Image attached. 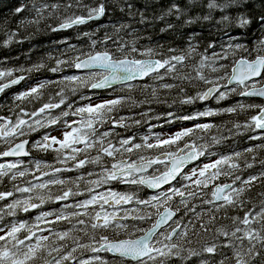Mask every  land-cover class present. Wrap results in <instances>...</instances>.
<instances>
[{
  "label": "snow or ice",
  "instance_id": "snow-or-ice-1",
  "mask_svg": "<svg viewBox=\"0 0 264 264\" xmlns=\"http://www.w3.org/2000/svg\"><path fill=\"white\" fill-rule=\"evenodd\" d=\"M244 3L245 0H224L223 3L207 0L208 14L203 19H212V12L219 9L222 15L218 23L234 22L237 27H247L252 21L245 15L233 21L223 14ZM110 7H118L122 13L127 10L132 17L136 15L134 5L128 0L123 4L121 0H95L94 4L67 0L63 5L34 4L35 16L28 23L38 25L63 8L66 13L63 19L51 28L57 32L97 22L109 14ZM73 9L79 10V14ZM15 11L21 13L24 7H17ZM174 12L179 14L178 19L183 15L176 0L164 15ZM146 19L140 12L139 22L144 24ZM157 19L162 20L164 16ZM259 23L264 25V15L259 17ZM172 27L167 24L161 31ZM130 28L128 23L113 25L114 35L106 34L103 40L95 39V33L84 32L90 41L88 51L80 50L79 55L71 59H56L55 66L48 69L60 74L58 80L39 82L14 96L16 101L32 103L41 99L46 87L59 84L61 87L55 93L59 101L54 103L50 98L32 111L18 104L14 118L0 116V142L6 146L42 128L59 124L64 128L62 138L46 133L31 144L37 151L55 152V164L35 160L33 168V162L25 165L22 159L0 163V181L7 178L12 182L11 190L0 191V202H5L0 204V264H264V191L253 195L257 186L264 189V160L259 161L258 172L246 174L245 170L254 168V163L245 161L242 166L239 162L242 152L215 153L213 147L227 138L213 136L209 142L207 133L219 126L198 122L205 117L235 113L238 108L258 107L249 121L243 125L233 124V128L259 130L258 135L248 138L262 140L264 106L238 102L236 106L209 108L194 115L176 117L193 124L168 135H145L137 143L136 136L116 132V128L131 126L127 120L137 125L141 123L132 117L117 115L125 106L139 107L131 96H116L96 104L77 105L68 101V94L74 95L81 88L108 89L120 84L131 91L135 88L132 81L145 78L155 85L145 88L153 98L158 97V89L178 88L184 93L182 104L207 101L210 97L219 102L232 94L264 97V38L251 49L229 38L221 52L213 51L211 56L207 53L214 45L209 44L199 62L194 64L195 75L192 76L185 74L183 68L197 51V46L191 43L197 37H189L188 49L182 54L164 55L152 47H138L135 29L127 32L134 37L131 41L118 38ZM14 35L8 34L4 44L11 43ZM101 44L105 45L103 51L97 50ZM108 44H112L115 51L109 50ZM69 48L76 51L72 45ZM168 51L172 53L174 49ZM237 51L242 55L233 60L231 73L227 74V65L221 61H226L229 54L235 56ZM65 65L79 74H63ZM42 67L44 65L40 64L34 69L39 71ZM205 69L210 73L224 70L227 75L210 79ZM12 75L13 70H0V79L9 78L6 83H0V93L25 79L24 76L11 78ZM225 78L228 84L221 85L219 81ZM193 80L209 87L189 96L180 84H191ZM232 84L237 87H229ZM85 99L90 101L92 97L81 96V100ZM54 109L60 110L58 115L53 114ZM168 116L173 114L169 112ZM172 122V119L166 121ZM228 131L231 133L232 129ZM29 143L21 139L0 151V157H28L31 152L26 145ZM257 148L264 150V145L246 148L244 152L251 153ZM213 156L217 158L199 163L201 158ZM252 159L255 161L257 157ZM191 164L195 166L189 171L186 166ZM161 165L163 171L159 170ZM149 169H153L151 174H148ZM75 170H81L80 174L64 175ZM113 182L156 191L147 199H140L135 192L115 191L111 186ZM53 188L59 191L53 192ZM205 190L210 191V198L209 191ZM197 200L199 202L195 203ZM133 204L139 207H125ZM45 205L56 207L41 210L34 222L17 217L19 211L28 213ZM230 211L237 214L229 215ZM221 220L228 223H220ZM142 223L150 226L141 227ZM193 239L196 247L190 246Z\"/></svg>",
  "mask_w": 264,
  "mask_h": 264
},
{
  "label": "trees",
  "instance_id": "trees-1",
  "mask_svg": "<svg viewBox=\"0 0 264 264\" xmlns=\"http://www.w3.org/2000/svg\"><path fill=\"white\" fill-rule=\"evenodd\" d=\"M67 0H0V70H13L14 74H22L25 79L21 82L31 80L47 81L49 79L58 80V73L54 74L48 69L55 66L56 59L68 58L71 59L76 55H79L80 50L85 52L88 51L90 41L88 37L83 35L84 32L95 33L94 38L97 40H103L104 36L114 35L113 25H119L120 23H128L131 28L126 30V32H121L120 37L123 40L131 41L134 39L132 35H128L127 32H131L135 29V36L138 37V47L141 49L152 47L155 48L157 52L164 55H179L188 49L189 37H197L193 39L191 43L197 46L196 53L186 62V66L183 68L185 74L195 75L193 68L194 64L198 63L201 54H204L205 49L208 48L209 44H213L214 47L208 50V55L211 56L212 52L220 53L222 46H226L229 38L234 39L236 42L246 45L251 49L258 40L264 38V25L259 23V17L264 15V0H245L244 4L240 6H234L233 8L227 9L223 12L225 15L232 17L235 21L241 14L245 15L252 22L244 28L236 26V23H218L221 19V10L217 9L212 12V19L204 20L203 16L208 14V9L206 7L207 0H176L180 8L183 10V15H180L178 19V13H173L172 15L165 16L168 8L173 3V0H128V2L134 5V11L136 15L134 17L125 12H121L118 7L109 8V14L106 17H102L97 22H89L87 25L75 26L71 29H64L57 32L51 31V28L57 25L66 14L64 9L61 8L60 12L56 13L53 17L41 21L38 25L29 24L28 20L35 16L33 10V5L39 6L42 3L51 4H61L66 3ZM85 4H94L95 0H83ZM124 0H121L123 4ZM218 2L223 3L224 0H218ZM24 7V11L21 13H16L15 9L17 7ZM79 14V10L73 9ZM140 12H143L146 19L144 24L139 22ZM47 15V13L45 14ZM164 16V19H157V17ZM187 20L194 21L193 23H185ZM167 24H172L171 29L166 31H161L162 28H166ZM99 29V30H97ZM14 33L12 42L5 45L4 41L8 38V34ZM66 41V42H65ZM69 45H74L76 51L67 48ZM107 48L111 51H115L112 44H108ZM174 49V52L169 53V49ZM105 45H99L97 50H104ZM242 53L237 51L235 56L229 54L226 61H221L227 65V74L230 72L232 62L234 59H238ZM255 55V53H254ZM43 64L44 67L40 68L39 71L34 69V66ZM32 69V71H28ZM67 69V68H66ZM206 74L209 75L210 79H215L217 75L226 76L224 70L219 73H210L209 70L205 69ZM32 76V77H31ZM6 78L0 79L4 80ZM226 80L223 79L219 82L224 83ZM165 82H171L166 80ZM135 85V88L131 91L127 89L124 85H118L111 89L114 98L116 96H131L135 100L139 107H128L125 106L119 109L117 115L124 117H132L134 120L141 121L140 124L132 123V120H127L126 123L131 125L129 128H116V132L124 135H134L137 137L136 142L140 141L142 137L143 130L148 131L150 135H153L151 131H156L163 129L165 127L172 126H192V121H185L176 119V117H182L185 115H194L205 109V107L210 106L213 110L236 106L238 102L248 103L251 105L259 106L261 100L259 98L253 97H242L238 94H233V97L224 101H214L211 99L207 101H195L192 104H182L180 101L184 98V93H180L179 89H173L171 91L158 89V97L153 98L150 91H146L147 86H155L153 81L145 78L144 81H133L131 82ZM59 84H51L43 90V96L38 101H33L28 103V101H16L14 96L12 97L10 91L11 86L0 94V116L8 117L15 114L17 105L23 106L28 111H32L39 108L43 103L49 102V93L54 91ZM181 87L185 89V92L189 96H194L197 92H202L209 85H205L202 82L195 81L191 84L185 82L180 84ZM84 89L85 91H90L91 89ZM80 89V90H81ZM93 91V90H91ZM90 91V92H91ZM68 96L71 98L74 96L69 93ZM232 96V95H231ZM240 100V101H238ZM140 101H146L145 103H139ZM147 110L146 115L143 112ZM258 111V107L244 109H237L235 113L222 114L214 117L201 118L198 122H212L219 127H214L211 129L207 136L209 137V142H211V137L215 136L220 138L221 136L226 137L221 144L213 147V151L219 155H229L233 152H242L243 155L240 158V163L243 166L245 161L249 163H254V168L246 169V174H254L260 170L259 161L264 160V150L257 148L254 152L246 153L244 149L249 147H254L256 145H264V139L262 140H249L250 135H255V132H250L247 129L241 127L240 129H234L233 124L243 125L246 121L250 120L252 115H255ZM173 114L172 117L168 116V113ZM158 115L157 121L162 123L154 124L152 128L147 129L145 126L153 120ZM149 116V117H148ZM172 119L171 124L166 123L167 120ZM228 129H232L230 133ZM240 133H243L242 135ZM139 134V136H137ZM37 132L31 133L24 137H35ZM28 139V138H27ZM31 139V138H30ZM32 142V141H31ZM5 147L4 142H0V151ZM31 153L34 158L33 161L40 160L42 163L55 164L56 153L53 151L40 152L31 148ZM127 155V154H125ZM257 157L253 161V157ZM119 158V157H117ZM134 158V156H133ZM28 158H23L24 163ZM27 163V164H28ZM111 163V161H110ZM26 164V165H27ZM60 166V165H56ZM48 171L49 169H44ZM81 170H75L72 173H65L66 176L75 177L79 175ZM29 179L31 177H28ZM224 178L221 177V180ZM114 187L118 190H126L128 192H135L139 198H143L148 193L147 189L143 186L126 185L115 183ZM211 187V185H210ZM12 182L7 178L0 181V191L11 190ZM58 188H53L54 192H57ZM209 191V190H205ZM264 191L259 186L253 189V195L256 192ZM210 197V191H209ZM82 198V197H81ZM198 203L199 201H194ZM5 202H0V204ZM48 206V205H45ZM133 207H139L134 205ZM150 211H155L150 209ZM30 211L25 213L19 211L17 217L26 221L31 220ZM229 215H236L235 211H230ZM242 215V213H239ZM223 215V213L219 214ZM131 223V221H129ZM220 223H228L227 220H221ZM148 223L140 224L141 227H147ZM219 226V225H216ZM191 247H196L195 239H193ZM111 259V257H108ZM193 261L197 262V258L193 257ZM198 264V262H197Z\"/></svg>",
  "mask_w": 264,
  "mask_h": 264
},
{
  "label": "rangeland",
  "instance_id": "rangeland-1",
  "mask_svg": "<svg viewBox=\"0 0 264 264\" xmlns=\"http://www.w3.org/2000/svg\"><path fill=\"white\" fill-rule=\"evenodd\" d=\"M72 46H74V45H72ZM67 48H69V46L67 47ZM63 59H68V58H63ZM67 68V66L65 65L64 66V69H66ZM63 74H65V75H73V74H79L77 71H75V72H69L68 71V73H66V72H64ZM229 74H230V72H229ZM58 76H59V78H60V74H58ZM1 81H3V80H0V82ZM226 81H227V78H226V80H225V82L224 83H222V82H219L221 85H225V83H226ZM31 82L32 83H28V82H24V84L21 86V88L17 91V93L16 94H18V93H20L21 91H26L27 89H29V88H31L32 86H34L35 85V83H39V82H34V80H31ZM120 85V84H119ZM116 86H118V85H116ZM229 87H237L235 84H232V85H230ZM111 89H112V87L111 88H109V89H103L102 90V92L99 94V95H97V96H94V92H90V91H85L84 90V92L83 93H79V92H77V93H79L78 95H76V98L74 97V98H71V99H69V102H75V104H77V105H82V104H87V103H92V104H96V103H100L103 99H111V98H114V95H113V93H112V91H111ZM106 90H110V91H106ZM221 90H224L223 88L221 89ZM204 91H205V89H204ZM81 96H84V97H92V99L89 101V100H87V99H85V100H81ZM98 97V98H97ZM233 97V94H232V96L230 95L229 97H228V99H230V98H232ZM212 100H214V101H217L216 99H214V98H212ZM58 101H59V97H58ZM238 101H240V100H238ZM241 103V102H240ZM245 105H248V103H246ZM260 106V105H259ZM62 108H64V106H61ZM213 109V108H211L210 106H207V107H205V109L204 110H206V109ZM204 110H202V111H204ZM53 111V114L54 115H58L59 114V109H54V110H52ZM144 113H146L147 112V110H144L143 111ZM201 112V111H200ZM46 115V114H45ZM11 117V116H10ZM149 117V116H148ZM151 117H155V120H153V121H151V122H149L148 124H147V126H145V128H147V129H150V128H152V127H154L153 125L154 124H158V123H162L161 121H157L156 119L158 118V115H156V116H151ZM14 118V117H13ZM70 119V118H69ZM190 125H188V124H186V125H183V126H172V127H165V128H163V129H159V130H156V131H151V133L152 134H162V135H168V134H171V133H173V132H175V131H178V130H180L181 128H183V127H189ZM64 131V128H63V125L62 124H59V125H56V126H51V127H49V128H42V129H40L38 132H37V137L35 136V137H32V142L30 141V143H29V145H27L29 148L31 147V144L32 143H34L35 141H37V140H39L43 135H45L46 133H50L51 135H54V136H57L58 138H62V132ZM259 134V132L257 131L256 132V134L255 135H258ZM145 135H150L149 133H148V131H146V130H143V134H142V137L143 136H145ZM124 136H128V135H124ZM137 136H139V134H137ZM17 139V138H16ZM140 142V141H139ZM139 142H137V143H139ZM135 158V157H134ZM215 158H217V157H215V156H213V157H208V158H201V161L199 162V163H206V162H208L210 159H215ZM8 159H11V160H8V162L9 161H15L14 160V158H8ZM109 163H110V161H109ZM195 166V164H191V165H189L188 167H186L187 168V170H191V168L192 167H194ZM159 170L160 171H162L163 170V166L161 165V166H159ZM153 172V169H150V170H148V174H151ZM158 174V173H157ZM116 182H113V185H111L113 188H114V190L115 191H119V192H128V191H126V190H118V189H116L115 187H114V184H115ZM185 183H187V182H185ZM120 184V183H119ZM177 186H179V185H177ZM167 187V186H166ZM154 193V192H153ZM153 193H148V194H146V196L145 197H143V198H140V199H147L149 196H151ZM210 198V197H209ZM134 206V204L133 205H129V206H125V207H133ZM49 208H47V210H48ZM34 216H36V215H34ZM6 219H13V218H6ZM34 219H35V217H31V220L32 221H30V222H34Z\"/></svg>",
  "mask_w": 264,
  "mask_h": 264
},
{
  "label": "flooded vegetation",
  "instance_id": "flooded-vegetation-1",
  "mask_svg": "<svg viewBox=\"0 0 264 264\" xmlns=\"http://www.w3.org/2000/svg\"><path fill=\"white\" fill-rule=\"evenodd\" d=\"M68 71L69 72H75V70L74 69H64V72H66V73H68ZM16 75H21V76H23L22 74H14V75H12V77L13 76H16ZM6 79H8V78H6ZM6 79H4V80H6ZM49 80H54V79H49ZM23 80H21L20 82H19V84H17V85H15V86H11V93H9V94H11V96L13 97V96H15L16 95V93H17V91L21 88V86L23 85H21V82H22ZM27 82H29V81H27ZM34 82H39V80H34ZM42 82V81H41ZM35 84H37V83H35ZM60 87H61V85H59V86H57L56 87V89L54 90V91H51L50 93H49V100H50V98H51V102H54V103H57L58 102V97H56V95H55V93L57 92V91H59V89H60ZM91 91V90H90ZM106 91H109V90H106ZM84 92V89H81V90H79V93H83ZM91 92H94V96H97V95H99L101 92H102V90H93V91H91ZM79 93H76L75 94V98H76V95H78ZM73 97V98H74ZM253 98H258V97H253ZM70 99V98H69ZM69 99H68V101H69ZM260 100H261V103L259 104L260 106H264V99L263 98H259ZM16 113V112H15ZM11 117H14L15 116V114H12L11 113V115H10ZM10 116H8V117H10ZM258 132H259V130H257ZM37 137V136H36ZM18 138H21V137H18ZM28 138V140L29 141H31L32 140V137H27ZM28 149H30L29 147H28ZM30 152H31V149H30ZM8 160H11V159H6V161L8 162ZM14 160H17L16 158H14ZM28 160H31V161H33L34 160V158H33V156H32V153L30 154V156H28V159L25 161L26 162V164L28 163ZM0 161H1V158H0ZM25 164V165H26ZM57 191H59V190H57ZM54 192V191H53ZM19 195V194H18ZM53 207H56V205H48V206H43V208L42 209H34V210H31L33 213L31 214V215H38L39 214V212L41 211V210H44V211H47V208H49L48 210H50L51 208H53Z\"/></svg>",
  "mask_w": 264,
  "mask_h": 264
},
{
  "label": "water",
  "instance_id": "water-1",
  "mask_svg": "<svg viewBox=\"0 0 264 264\" xmlns=\"http://www.w3.org/2000/svg\"><path fill=\"white\" fill-rule=\"evenodd\" d=\"M58 25V24H57ZM57 25H55L54 27H56ZM99 51H103V50H99ZM81 58H84V57H81ZM137 58H141V57H137ZM232 67V66H231ZM76 71V70H75ZM230 73H231V68H230ZM19 76H21V75H16V76H13V77H11V78H17V77H19ZM9 79V78H8ZM8 79H6V80H3V81H1L0 83H6L7 82V80ZM133 82V81H132ZM226 84H228V80L226 81V83H225V85ZM17 85V84H16ZM117 85H119V84H117ZM12 86H15V85H12ZM114 86H116V85H114ZM113 86V87H114ZM230 86V85H229ZM209 87V86H208ZM90 89V88H89ZM109 89V88H108ZM207 89V88H206ZM205 89V90H206ZM97 90H103V89H97ZM211 98V97H210ZM209 98V99H210ZM258 98H263L264 99V97H258ZM208 99V100H209ZM21 139H27L26 137H22V138H20V139H17V140H15L12 144H9L7 147H11V146H14V143H18ZM28 140V139H27ZM7 147H5L3 150H7ZM26 149H27V145H26ZM1 158V160H2V163H6V159H8V158H23V157H8V158H2V157H0ZM119 159V158H118ZM150 170V169H149ZM163 171V170H162ZM143 187H145V186H143ZM148 191H156V190H153V189H150V188H147V187H145ZM161 211H163V209H161ZM150 225H148L147 227H149Z\"/></svg>",
  "mask_w": 264,
  "mask_h": 264
},
{
  "label": "bare ground",
  "instance_id": "bare-ground-1",
  "mask_svg": "<svg viewBox=\"0 0 264 264\" xmlns=\"http://www.w3.org/2000/svg\"><path fill=\"white\" fill-rule=\"evenodd\" d=\"M32 77V76H31Z\"/></svg>",
  "mask_w": 264,
  "mask_h": 264
}]
</instances>
